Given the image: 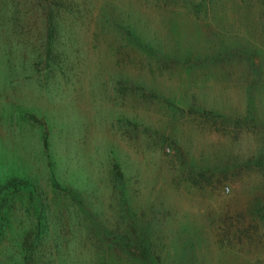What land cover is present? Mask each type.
I'll return each instance as SVG.
<instances>
[{
	"label": "rangeland",
	"instance_id": "obj_1",
	"mask_svg": "<svg viewBox=\"0 0 264 264\" xmlns=\"http://www.w3.org/2000/svg\"><path fill=\"white\" fill-rule=\"evenodd\" d=\"M12 168L42 208L1 190L0 264H264V0H0Z\"/></svg>",
	"mask_w": 264,
	"mask_h": 264
},
{
	"label": "trees",
	"instance_id": "obj_2",
	"mask_svg": "<svg viewBox=\"0 0 264 264\" xmlns=\"http://www.w3.org/2000/svg\"><path fill=\"white\" fill-rule=\"evenodd\" d=\"M52 19V16H49V20ZM46 144L47 141L44 137L43 145L46 146ZM6 173L7 176L2 182H0V187H3L0 188V192L1 190H3L4 194H10L19 191L20 189H23V191L28 194L31 200H34L35 203L38 205H35L38 208L36 210L40 211L42 208V204L40 202L41 199L37 190L38 187L35 183V178L32 177L30 174H26L25 172L18 173L15 168H12L9 172ZM52 186L54 193H56V187L63 188V186H61L60 183L57 184L56 181L52 183ZM81 189L74 188L73 194H77L79 196H86L85 192H82ZM89 204L91 205V207H93L94 205L91 198H89ZM43 207L46 208V205L43 204ZM260 212L264 213V208H262ZM94 213L97 215V218L100 219L99 221L102 222L103 217L100 216L101 214L98 213V210H95ZM105 238L106 241L108 240L110 249L106 258L102 259V264H117L116 262L114 263L113 260L116 258H125L132 264H164V260L162 261V258L157 256L158 253L152 250L154 248L151 245L148 236L146 235L138 233L132 235L130 233H117L115 235V238L113 239L108 236ZM35 241L38 242L39 240L36 239ZM155 253H157V255L154 256ZM108 259H110V261H107Z\"/></svg>",
	"mask_w": 264,
	"mask_h": 264
}]
</instances>
